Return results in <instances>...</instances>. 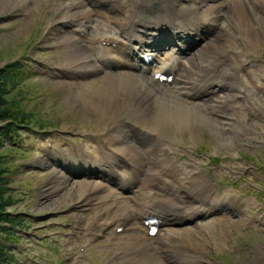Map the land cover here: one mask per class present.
<instances>
[{
  "label": "bare ground",
  "instance_id": "1",
  "mask_svg": "<svg viewBox=\"0 0 264 264\" xmlns=\"http://www.w3.org/2000/svg\"><path fill=\"white\" fill-rule=\"evenodd\" d=\"M55 1L61 3V12L56 19L52 45L62 47L66 54L63 63H52L60 71L56 76L61 77V82L81 84L74 92L99 112L117 114L111 131L118 144L113 143L110 151L99 143L101 158L92 160L102 166L100 174L101 166L92 172L90 185L94 187L71 188L63 191L62 196L79 201V212L103 205L102 217L99 211L94 213L95 227H99L96 236L103 239L107 233L122 234L127 235L130 242L123 251H116V255L122 252L127 259L140 262L135 258L144 252L148 264H200L197 251L200 248L192 247V243H188L189 249L179 246L175 234L163 240L158 234L151 236L144 219L157 216L166 224L173 217L181 220L205 216L219 206L227 208V213L222 212V215L228 218L214 217L197 223L196 229L204 232L197 238L205 235L209 238L211 220L234 223L233 215L243 208L232 205L234 195L230 192L196 185L204 183L201 171L197 170L194 172L197 175L192 176L197 167L189 169L178 159L168 157L172 152L169 147L164 146L160 153L159 140L171 129L183 130L191 121L193 132L206 126L231 141L232 137H237L234 135L236 121L226 109L237 112L236 108L248 106L241 100L251 93L239 84L243 77L248 79V73H240L241 61L247 59L251 48L264 43V0H46L47 12L56 9ZM24 2L10 0L9 4L13 7ZM54 21L50 22L51 26ZM101 24L105 31L97 37L95 29ZM166 31L171 34H165ZM103 40L109 44H102ZM112 50L116 53L111 54ZM138 51L150 52L153 61L159 63L152 74L130 58ZM165 71L173 73L170 82L161 81L155 75ZM248 72L256 73L254 68ZM64 73L73 76L65 77ZM258 84L251 85L259 88L262 84ZM167 85L171 87L167 89ZM233 91H239L238 102L230 97ZM120 102L129 103V110L121 113ZM243 127L249 128L245 119ZM61 166L62 169L53 168L55 174L69 182L72 171L65 164ZM105 168L117 172L118 185L126 189V193L111 186L114 180L103 176ZM97 188L107 192L98 193ZM60 189L64 190L61 186L44 189L38 204H56L49 197ZM98 217L101 219H96ZM78 218L84 219L79 215ZM113 223L117 224L111 230ZM118 226H122L121 231L116 229ZM130 255L133 257H128Z\"/></svg>",
  "mask_w": 264,
  "mask_h": 264
},
{
  "label": "rangeland",
  "instance_id": "2",
  "mask_svg": "<svg viewBox=\"0 0 264 264\" xmlns=\"http://www.w3.org/2000/svg\"><path fill=\"white\" fill-rule=\"evenodd\" d=\"M9 2L10 0L0 1V66L18 59L22 61L25 73L14 91L21 107L32 113L30 123H33L29 127L20 124L16 136L5 139L4 144L1 145L3 153L8 155L7 165L14 170L11 190L18 197L15 204L8 209L15 216L22 217L24 221V224L19 225L17 229H10L17 230L18 237L5 239L7 246L10 247L9 250L13 253L9 264H148L144 252L135 258L140 262L127 259L122 252V256L119 254L117 258L109 261L111 255H116V251H123L128 247L127 243H130L127 241V235L119 234L116 236L117 239L113 240L110 239L112 237L110 233L101 240L91 237L92 241L87 249L88 256L79 263L75 262L78 260L74 258V254L79 251L78 246H81L84 240L88 241V238L72 236L69 232L76 230L81 234V231L83 233L88 229L99 228L95 227L93 218L96 211H99L102 217L103 205L98 204L79 212L77 208L79 201H73L71 197H63V191H70L71 188L88 190L94 187L90 185L93 179L92 172L96 171L99 165L92 160L101 158L99 143L106 140L111 145L118 144L113 140V131H111L112 126L117 122V114L99 112L89 105L88 100L80 98L74 92L81 84H68L66 81L63 83L59 80L61 77L56 76L60 71L52 63H63L66 59L62 47L52 45L55 41L53 38L56 37V19L60 18L61 3L55 1L56 9L47 12L46 0H28V2L25 0L24 3L13 7ZM53 20L55 21L51 26L50 22ZM103 25L95 29L97 37L103 35L101 33L105 31ZM78 26L85 28L84 25ZM83 31L87 32V30ZM115 32L112 31V34ZM110 53L114 54L116 51L112 50ZM253 68L256 73L248 72ZM240 73L245 75L248 73L246 75L248 79L243 77L239 84L247 91L251 90V93L254 91L257 93L259 90L260 93L258 97L246 99L248 106L242 104L245 107L241 108L244 111L232 113L236 121L234 135L237 137H232L234 140L218 135L206 126L193 132L192 121L183 130L176 131L177 134L171 129L172 131L163 136L164 139L159 140L160 153L164 146L172 150L170 139H174L176 143L179 141V145L173 147L190 157L187 161L181 162L189 169L197 167L191 175H197L194 172L201 168L204 183L195 184H201L204 189L212 186L220 191L230 192L234 195L232 205H240L243 208V211L235 213L234 223L211 220L208 225L211 226L212 236L209 238L206 235L197 238L198 234L203 232L202 229H196L197 223L206 222L214 217L228 218L222 215V212L227 213V208L219 206L209 211L207 214L209 219L203 217V220L197 222L190 219V221L174 223L171 225L174 228L167 229L170 233L167 230L160 233L162 237L159 238L162 240L170 234H175L179 246L185 245L184 247L189 249L188 243H192V247L200 248L197 249L202 258L200 264L255 262V264H264V43L251 48L247 59L241 61ZM62 75L67 77L68 74ZM82 76L87 75L82 74ZM256 83L262 85L259 88L251 85ZM171 86L165 87L168 89ZM238 92L233 91L230 94L234 102H238L236 100ZM128 104L118 103L121 113L129 110ZM247 107H250L253 113H248V109H245ZM134 110L135 107L131 111ZM244 119L249 125V130L243 127ZM193 134L195 137L192 136ZM168 157L173 159L172 156ZM193 158L202 164L197 165V161ZM61 164H65L72 171L69 182H65L55 174L53 168L62 169ZM89 166L95 169L90 170ZM100 172L101 169L98 173ZM103 172L105 178L114 180L110 183L111 186L116 187L122 194L126 193V189L118 185L119 179L115 170H111L112 174ZM50 186L64 188V190L60 189V193H54L49 197V200H55L57 203L50 202L48 206L43 203L38 204L39 199L43 198L41 195L43 190ZM101 190H103L101 193L107 192L104 188ZM78 215L84 219L78 218ZM182 220L184 219L175 220L173 217L167 223ZM115 224L117 223L110 226L111 230ZM220 230L224 231L223 235ZM202 248L204 250H201ZM160 257L164 258V254Z\"/></svg>",
  "mask_w": 264,
  "mask_h": 264
},
{
  "label": "trees",
  "instance_id": "3",
  "mask_svg": "<svg viewBox=\"0 0 264 264\" xmlns=\"http://www.w3.org/2000/svg\"><path fill=\"white\" fill-rule=\"evenodd\" d=\"M24 73L23 63L19 59L0 66V264H9L13 255L5 239L18 237V232L10 229H17L24 224L22 217L15 216L8 209L15 204L18 197L11 190L14 170L7 165L8 155L1 149L5 139L14 137L20 124L28 127L31 124L32 113L21 107L14 91Z\"/></svg>",
  "mask_w": 264,
  "mask_h": 264
}]
</instances>
